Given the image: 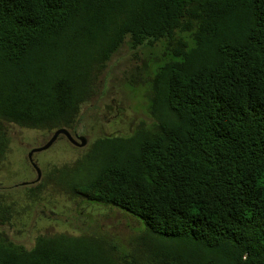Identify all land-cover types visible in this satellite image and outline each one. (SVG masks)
I'll use <instances>...</instances> for the list:
<instances>
[{
	"label": "trees",
	"instance_id": "trees-1",
	"mask_svg": "<svg viewBox=\"0 0 264 264\" xmlns=\"http://www.w3.org/2000/svg\"><path fill=\"white\" fill-rule=\"evenodd\" d=\"M161 41L152 77L128 79L148 84L152 124L57 174L138 218L145 261L99 237L28 249L0 232V264H264V0H0V163L6 124L75 131L113 55Z\"/></svg>",
	"mask_w": 264,
	"mask_h": 264
},
{
	"label": "rangeland",
	"instance_id": "rangeland-1",
	"mask_svg": "<svg viewBox=\"0 0 264 264\" xmlns=\"http://www.w3.org/2000/svg\"><path fill=\"white\" fill-rule=\"evenodd\" d=\"M165 45L161 41L153 47L139 49L134 57L125 44L113 55L97 82L98 96L83 105L75 131H70L85 137L87 146L79 148L62 135L51 148L34 154L32 159L40 169V179L28 155L31 150L44 146L56 130L6 124V157L0 164V201L11 206L13 218L8 224L0 225V232L28 249L35 245L38 236L64 234L93 243L99 237L101 242L96 243L103 250L109 248L102 242L109 241L119 249L118 255L123 257L127 253V260L128 253L135 252L139 262L145 261L143 249L136 241L145 230L138 218L115 207L89 203L71 192L57 174L63 167L73 168L96 140L129 137L141 123L152 124L148 84L133 87L128 79L133 75L144 81L152 77L156 66L167 59ZM66 181L71 183V178ZM32 189L36 191L31 192ZM85 251L94 254L92 248ZM104 255L108 259L111 254Z\"/></svg>",
	"mask_w": 264,
	"mask_h": 264
},
{
	"label": "water",
	"instance_id": "water-1",
	"mask_svg": "<svg viewBox=\"0 0 264 264\" xmlns=\"http://www.w3.org/2000/svg\"><path fill=\"white\" fill-rule=\"evenodd\" d=\"M66 136L73 144H75L76 146L80 147V148H84L87 146L88 142H87V139H85L84 137H82L80 139V142L81 143H77L73 137L71 136L69 130H67L66 128H60L58 130H56L53 134V137L52 139L49 141L48 144H46L44 147L40 148V149H37V150H34L31 154H30V157L32 156V154L35 152V151H44L48 148L51 147V145L60 137V136Z\"/></svg>",
	"mask_w": 264,
	"mask_h": 264
},
{
	"label": "flooded vegetation",
	"instance_id": "flooded-vegetation-1",
	"mask_svg": "<svg viewBox=\"0 0 264 264\" xmlns=\"http://www.w3.org/2000/svg\"><path fill=\"white\" fill-rule=\"evenodd\" d=\"M70 132V131H69ZM70 134H71V136L73 137V139L77 142V143H81L80 142V139L83 137V136H81L80 134H77V133H74V134H72L71 132H70ZM52 137H53V135H52ZM52 137H51V139H52ZM61 137V136H60ZM59 137V138H60ZM58 138V139H59ZM85 138V137H84ZM50 139V140H51ZM57 139V140H58ZM68 139V138H67ZM86 139V138H85ZM49 140V141H50ZM57 140L54 142V143H56L57 142ZM69 140V139H68ZM49 141L46 143V144H48L49 143ZM70 141V140H69ZM71 142V141H70ZM53 143V144H54ZM72 143V142H71ZM45 144V145H46ZM53 144L51 145V147L53 146ZM73 144V143H72ZM44 145V146H45ZM73 145H75V144H73ZM44 146H42V147H44ZM76 146V145H75ZM42 147H39V148H35V149H33V150H31L30 151V153H29V155H28V157H29V160L31 161V164H32V166L34 167V169H36V171H37V173H38V179H40V177H41V173H40V169H39V167H38V165L34 162V160L32 159V157H33V155L34 154H36V153H39V152H42V151H35L33 154H32V156L30 157V154L34 151V150H37V149H40V148H42ZM50 147V148H51ZM78 147V146H77ZM80 148V147H79ZM49 149V148H48ZM48 149H46V150H48ZM45 151V150H44ZM4 162V160L0 163V164H2ZM13 218V217H12ZM11 218V219H12ZM11 221V220H10Z\"/></svg>",
	"mask_w": 264,
	"mask_h": 264
}]
</instances>
